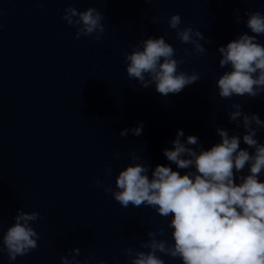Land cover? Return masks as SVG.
Returning <instances> with one entry per match:
<instances>
[{"label": "water", "instance_id": "water-1", "mask_svg": "<svg viewBox=\"0 0 264 264\" xmlns=\"http://www.w3.org/2000/svg\"><path fill=\"white\" fill-rule=\"evenodd\" d=\"M69 7L101 13L105 31L100 41L95 34L75 38L76 28L62 19ZM255 11L264 14V0H0L2 232L14 224L18 209L42 217L31 223L38 247L11 262L0 253V264H61V257L71 260L77 248L80 264H129L124 250L147 252L141 242L160 228L165 233L157 239L173 244L166 227L171 217L144 205L123 208L104 188L116 190L115 178L133 163L131 154L150 165L149 176L157 165L186 174L189 170L177 169L163 155L179 130L182 142L195 136L204 150L220 143L218 128L240 136V148H247L245 130L229 122L228 112L239 103L243 112L264 121V93L255 99L220 98L217 80L230 69L219 67L217 49L244 33L253 35L245 12ZM175 14L181 16V29L199 30L211 41H199L203 55L168 27ZM150 37H163L176 50L174 58L185 61L178 71L198 73L200 80L167 97L155 85L144 89L130 80L125 53ZM257 39L264 45V35ZM140 124L141 135L120 136ZM255 139L264 144V129ZM248 171L246 166L237 176ZM259 179L264 182V174ZM161 258L165 264H182L178 258Z\"/></svg>", "mask_w": 264, "mask_h": 264}, {"label": "clouds", "instance_id": "clouds-1", "mask_svg": "<svg viewBox=\"0 0 264 264\" xmlns=\"http://www.w3.org/2000/svg\"><path fill=\"white\" fill-rule=\"evenodd\" d=\"M238 12L237 24L241 21ZM245 16L246 27L253 35L244 33L217 49L219 67L230 69L216 83L222 99L234 96L255 99L264 93V45L257 39L264 35V14L245 12ZM62 19L76 28V39L95 34V40L100 41L105 31L101 22L104 17L95 8L80 12L69 7L64 9ZM159 20L152 17L154 24ZM181 23V16L175 14L169 18L168 27L176 31V38L182 44H191L196 54L203 55L206 49L199 41L205 44L211 41L199 30L181 29ZM185 55H190L187 49ZM175 56L176 50L163 37L142 39L131 53H125L127 76L144 89L155 85L161 96L179 94L201 77L198 73L178 71L185 61ZM231 108L234 111L228 112L229 122H237V127L245 130L242 140L246 149L240 148V136H230L221 128L217 129L220 143L208 150L200 147L195 136H188L182 142L184 132L179 130L172 148L164 149L163 155L177 169L189 170L186 174L157 165L149 176L150 165L137 162L140 158L131 154L133 163L115 178L116 190L110 186L104 188L123 208L144 205L162 218L171 217L166 227L172 230L174 243L157 239L164 235V228L149 231L148 241L140 244L147 252L131 247L124 250V255L130 258L129 264H165L161 256L178 258L182 264H264V182L259 179L264 174V144L255 139L257 132L264 129V121L256 114L243 112L239 103H233ZM129 131L139 136L143 124L121 131L120 136L126 137ZM248 149L253 151L250 153ZM115 158L119 159V153ZM246 166L248 174L237 176ZM111 173L108 167L106 174ZM97 185L102 186L100 181ZM39 219H42L39 213L18 209L14 224L6 232H2L0 222V253L6 252L10 262L38 247L39 236L31 223ZM79 254L80 249H73L71 260L61 257V264H80L76 260Z\"/></svg>", "mask_w": 264, "mask_h": 264}]
</instances>
